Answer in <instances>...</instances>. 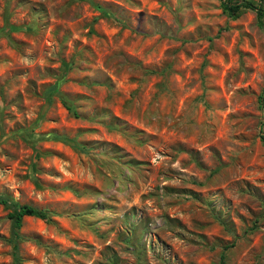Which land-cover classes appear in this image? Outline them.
<instances>
[{
    "label": "rangeland",
    "instance_id": "rangeland-1",
    "mask_svg": "<svg viewBox=\"0 0 264 264\" xmlns=\"http://www.w3.org/2000/svg\"><path fill=\"white\" fill-rule=\"evenodd\" d=\"M220 1L0 0V197L48 211L0 202V264H264V17Z\"/></svg>",
    "mask_w": 264,
    "mask_h": 264
},
{
    "label": "trees",
    "instance_id": "trees-1",
    "mask_svg": "<svg viewBox=\"0 0 264 264\" xmlns=\"http://www.w3.org/2000/svg\"><path fill=\"white\" fill-rule=\"evenodd\" d=\"M220 6L222 7V10L226 12L228 16L231 18H234L238 15V13L245 8L251 9L255 12L257 23L260 24L262 22V18L264 17V5L263 0L253 1V0H221ZM263 97V94H259L258 98L261 102ZM66 108H68V105L65 104ZM262 105V103H260ZM261 138L264 139V136L262 135ZM63 141L68 142L71 146L78 147V145L71 139L61 138ZM0 202L2 204H5L8 207L7 216L10 220L11 224V233L12 237L15 239L18 238V234L16 232L17 227L20 225V220L22 216H34L38 217L43 220L48 219V211L46 209L38 208L35 206H32L30 204H18L17 202L13 200H7L4 197H0ZM12 262L13 264H20L19 263V257L16 253V251H13L12 254ZM222 262V254L219 255V262L218 264H221Z\"/></svg>",
    "mask_w": 264,
    "mask_h": 264
}]
</instances>
